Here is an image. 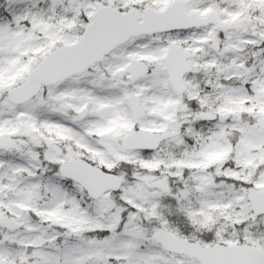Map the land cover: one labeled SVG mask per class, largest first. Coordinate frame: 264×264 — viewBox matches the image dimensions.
<instances>
[{
	"label": "snow or ice",
	"instance_id": "obj_1",
	"mask_svg": "<svg viewBox=\"0 0 264 264\" xmlns=\"http://www.w3.org/2000/svg\"><path fill=\"white\" fill-rule=\"evenodd\" d=\"M0 264H264V0H0Z\"/></svg>",
	"mask_w": 264,
	"mask_h": 264
}]
</instances>
